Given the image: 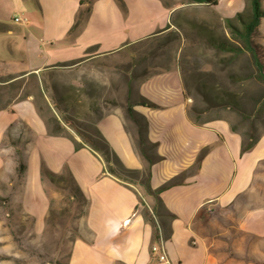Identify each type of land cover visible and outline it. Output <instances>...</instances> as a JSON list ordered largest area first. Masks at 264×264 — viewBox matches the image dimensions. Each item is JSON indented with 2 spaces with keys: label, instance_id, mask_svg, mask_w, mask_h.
Listing matches in <instances>:
<instances>
[{
  "label": "crops",
  "instance_id": "1",
  "mask_svg": "<svg viewBox=\"0 0 264 264\" xmlns=\"http://www.w3.org/2000/svg\"><path fill=\"white\" fill-rule=\"evenodd\" d=\"M80 1L0 0V86L31 74L40 78L60 64L71 69L137 46L147 49L152 42L157 45L151 49L160 50L163 38L177 30L173 18L187 6L202 7L221 21L233 19L221 13L223 5L236 15L248 9L247 0H218L216 6L122 0L125 10L115 0H93L90 13L78 18L86 8ZM15 16L21 24L13 22ZM259 33L264 35V18ZM134 82L135 100L155 105L134 107L146 119L148 139L161 158L151 169V187L177 182L160 195L173 216L158 220L170 264H264V132L253 149L241 154L243 137L228 120L193 121L174 60ZM123 116V109L117 108L96 126L121 165L142 177L146 163L125 130ZM203 150L207 152L195 169ZM19 157L26 163L19 207L33 220L35 234L45 230L50 209L42 164L54 173L67 167L88 200L82 235L72 242L66 264H164L151 252L158 242L153 243L143 207L136 211L141 187L103 175L105 165L90 149L75 150L69 136L49 134L33 98L0 107L1 181L8 183L17 172ZM143 200L152 205L151 198Z\"/></svg>",
  "mask_w": 264,
  "mask_h": 264
},
{
  "label": "rangeland",
  "instance_id": "2",
  "mask_svg": "<svg viewBox=\"0 0 264 264\" xmlns=\"http://www.w3.org/2000/svg\"><path fill=\"white\" fill-rule=\"evenodd\" d=\"M220 11L233 19L237 16L234 9L224 5ZM242 13L246 18L249 9ZM173 23L177 30L163 38L164 46L160 50L151 49L157 45L152 42L147 49L137 46L71 69L53 70L52 77L48 76L49 94L71 96L70 103L65 105L68 121L82 129L94 126L102 114L123 109L129 97L135 100V80L168 67L174 60L181 70L193 121L226 119L241 134L261 135L264 132V83L255 78L248 53L233 56L214 45L233 41L225 21L202 7L187 6L173 18ZM235 25L239 26L237 22ZM254 40L262 46L259 58L264 63L263 33L257 34ZM29 84L31 88L30 81ZM22 94L17 88L5 86L1 90L0 86V107L19 99ZM226 96L238 101L246 118L231 105L214 103L215 98ZM43 116L50 119L45 111ZM16 175L15 172L8 177V183L0 180V264H66L72 242L82 235L85 208L76 203L70 205L73 200L66 198L67 192L46 180L45 191L56 220L54 226H45L43 233L35 234L33 220L19 207L23 183Z\"/></svg>",
  "mask_w": 264,
  "mask_h": 264
},
{
  "label": "trees",
  "instance_id": "3",
  "mask_svg": "<svg viewBox=\"0 0 264 264\" xmlns=\"http://www.w3.org/2000/svg\"><path fill=\"white\" fill-rule=\"evenodd\" d=\"M115 1L123 10H125V6L122 0ZM185 1H188L189 3L193 4H204L207 6H216L218 3V0ZM92 2L93 0L80 1L81 8H86L84 11L85 13L81 11V13H79L78 18L83 17V15L85 14L88 15L90 13V7ZM247 4L249 9V15L246 18L244 17V14H238L235 19L225 20L226 26L229 29L233 41H220L215 43L214 45L219 50L231 52L233 56L248 53L251 58L255 78L258 81L264 83V63L261 62L259 58V51L262 49V46L260 44H257L254 40V37L258 34L261 21L264 18V9L262 8V0H247ZM235 22H237L239 26L235 25ZM168 35L171 36L173 35V33L170 32V34L168 33ZM211 41L213 42V39ZM69 66L70 64H60L57 66V68L44 71L41 74L40 78L36 74H31L29 77L21 79L18 85L12 82L8 83L11 81L10 79H8L7 81H3V83L8 84L1 86V90L5 88V86L10 88H17L18 90H20V92L23 93L18 97L19 100L33 98L39 114L44 119L47 125L49 134L69 136L73 140L75 150H79L81 148L90 149L103 161L105 165L103 175L112 176L125 186L130 187L138 184L141 187L143 194L139 196V202L136 206V211H139L140 208L143 207L141 215L144 221L149 224L152 229L153 243L159 242L160 232L158 228V220L164 215L173 218V216L166 210L160 195L163 190L176 185L177 182L176 180L170 181L159 189H153L151 187V169L155 163L161 160V158L156 153V145L150 142V140L148 139V123L146 119L136 113L134 110V107L136 105H141L150 108H154L155 105L151 104L143 98L132 101L129 97V103L126 105V107L123 108L125 130L130 135L137 154L146 163L145 170L142 173L141 177L140 172L127 170L121 165L120 161L109 146L108 142L98 130L96 124L92 127H86L82 129L76 124H74L75 122L72 124L70 123V121H68L69 114L67 108H65V105L67 104V102L70 103L69 99H72L71 96H69L68 94L61 93V96L57 94V97H52L49 94L47 77H52L53 70L62 69ZM22 76H24V74ZM29 81L32 83L31 88ZM52 86H54L53 83ZM214 103L220 106L224 104L231 105L234 107V109L238 110L241 113L238 101L233 97H217L214 99ZM41 105L43 106L41 107ZM44 111L47 114H50L49 120H46L43 116ZM107 114L108 113L102 114L99 119L103 118ZM241 115L243 118H246L244 114L241 113ZM67 129H70L81 141L78 142L72 136H70ZM232 129L233 131H237L234 126H232ZM241 135L243 137L241 154L249 152L251 149H253L259 137L261 136L259 135L255 137L253 134L250 133ZM206 152L207 150H203L199 154L194 165L195 169H198L200 167V164ZM17 162L18 166L16 176L17 179L19 181H22L23 183L26 173V163L25 160L20 157L18 158ZM41 179L43 182L47 180L52 184L56 185V187H58L61 191L67 192L66 198L68 200L72 199L74 201L70 202V205L76 203L77 205H79V207L85 208V217L87 213L88 200L67 167L61 173H54L50 171L44 164H42ZM144 197L151 198L152 205L150 207H147L146 203L143 200ZM67 210L68 208L64 209L63 211L66 212ZM55 220V212L50 206L49 212L46 217V226H54Z\"/></svg>",
  "mask_w": 264,
  "mask_h": 264
},
{
  "label": "built area",
  "instance_id": "4",
  "mask_svg": "<svg viewBox=\"0 0 264 264\" xmlns=\"http://www.w3.org/2000/svg\"><path fill=\"white\" fill-rule=\"evenodd\" d=\"M13 22L15 24H21L22 19L19 16H15L13 17ZM152 252L154 255L157 256L159 262L164 263V264H170L168 257H167L165 246L161 240H159V242L153 246Z\"/></svg>",
  "mask_w": 264,
  "mask_h": 264
},
{
  "label": "bare ground",
  "instance_id": "5",
  "mask_svg": "<svg viewBox=\"0 0 264 264\" xmlns=\"http://www.w3.org/2000/svg\"><path fill=\"white\" fill-rule=\"evenodd\" d=\"M153 247V246H152ZM152 250H153V248H152ZM152 252V251H151Z\"/></svg>",
  "mask_w": 264,
  "mask_h": 264
}]
</instances>
